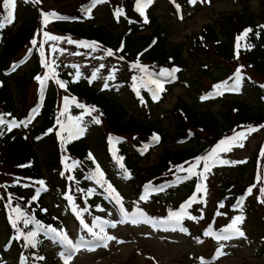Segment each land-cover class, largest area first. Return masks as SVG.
I'll use <instances>...</instances> for the list:
<instances>
[{
    "label": "trees",
    "instance_id": "1",
    "mask_svg": "<svg viewBox=\"0 0 264 264\" xmlns=\"http://www.w3.org/2000/svg\"><path fill=\"white\" fill-rule=\"evenodd\" d=\"M47 1H53L57 5L67 2L76 4L74 11L67 14L68 21L56 22V30L83 41L96 42L117 54L127 66L125 77L130 87L132 84V87L138 90L149 88L158 93L160 101H164L171 94L172 88L177 85H188L181 80L183 72L190 67L192 74L189 80H194L190 83V87H198L201 84L200 81L195 80L199 73V76L204 75L212 80L211 91H215L212 86L217 88L216 86L219 85V88L233 90L236 97L232 99L222 97L219 100L222 109L218 114L202 112L186 101L179 100L171 112L179 148L176 151L164 152L159 163L144 169L139 166V160L147 158L156 147L167 141V131L159 122H145L136 116L129 115V110L133 108L130 101L125 100L119 104L116 97H110L96 86L87 85L80 75L71 74L69 68H65L64 65L57 64L56 70L46 65L45 70L38 76L45 78L47 74H53V71L58 72L55 80L56 87L49 85V89H43L37 101H34L30 108L28 107L26 93L40 69L35 54L33 69L21 72L19 67L23 61V50L34 38L37 26L32 7L26 6L24 19L18 29L15 31L12 28L0 29V117L5 121L0 123V165L3 168H10L9 174L13 177L8 184L0 181V187L4 191L0 203L2 210L0 235L3 236L5 243L12 241L10 251L16 254L22 250L31 264H55L60 261L58 254L48 253L41 246L39 232L34 226L35 221H38L42 226L41 229L47 230L57 224L58 218L51 212L46 201L47 195H50L52 191L54 200L64 199L76 211L77 207H81L83 213L93 218L97 217L95 214L98 213L96 210L98 207L101 208L107 202L114 201V194L110 195L108 187L110 184L114 188V182L104 171L102 163L98 161L97 153L99 152L101 161L113 162L122 173H131L130 181L138 180L135 183L134 199H139L142 193H146V200H150L160 195V191L167 187L169 189L172 187L170 190L177 188L184 191L179 202L170 201L167 197L156 199L158 202L154 203V211L160 212L163 209L165 215L161 218L171 225L174 224V232L190 234L193 241L197 243L206 241L209 236L204 235L206 230L200 234L192 233L190 224L194 220L189 217H197L195 220L198 222L206 221L207 226L215 230L218 228L217 225L221 224L222 218L226 219L234 213L230 207L236 205L239 197L251 188V194L247 196L240 210L246 212L252 226L248 241L254 247L258 257H264V218L259 214L258 208L264 205L261 202L264 201V191H262L264 190V139L252 161L254 169L249 175L247 185L239 183L233 185L235 182H230L231 179L226 177L224 186H220L219 198L226 202V208L215 205L211 209L208 204L206 198L208 172H204L203 160L195 168V172L201 175L192 177V180L186 178L189 175L187 169L196 163V158L207 156L221 140L232 137L238 132L247 131L249 128L264 129L260 127L264 125V106L253 108L246 100L241 101L237 98L246 94L260 104H264V85L250 78L245 71L246 65L254 68L256 76L264 81V0H258L260 2L258 14L249 11L245 6L244 9H247V12L243 10L241 13H232L216 25L207 24L200 34L190 36L186 44L180 45L168 43L169 33L159 23L158 17L153 12L156 6L147 7L144 15H141L136 9L137 0H117L119 3L117 5L106 0L102 5L105 18L100 20L104 24L85 26L79 22H86L87 18L96 19V9L92 6V0ZM161 1L163 10L171 16L177 17L176 10L183 8L181 0H175V3L173 0ZM242 3L247 2L243 0ZM177 5L180 6L179 9ZM117 10H122L118 21L115 19ZM12 24L14 26L16 21ZM120 27L121 31L117 32ZM153 28L155 29L151 35L137 37L143 30ZM247 29L252 31L244 36ZM238 37L242 39L238 41ZM210 43L216 47L215 52L221 59L220 64L213 63L202 54L203 49L200 46L208 48ZM238 43L239 48H237ZM185 52L187 57H184ZM240 58L246 65L238 62L233 71L222 65L239 61ZM14 66L15 70H13ZM176 68L179 72L175 82L170 81V76L159 75L165 69L171 71ZM211 69L217 70L218 75L211 73ZM194 70H196L195 73ZM8 71H12L11 76L5 75ZM237 73H239L240 83L238 88H234ZM154 80L163 83V91L157 89L152 82ZM59 82L66 85L69 97L79 104L93 107L101 118L104 134L102 135L103 131H100L95 138L97 149L89 148L85 140H78L72 132L71 124L62 118V108L58 98ZM15 92L19 98L17 105L18 99H14ZM146 95L150 97L149 94ZM189 97L194 98L193 95ZM33 109L38 111L34 113ZM19 120L29 122L27 130L10 126L6 122ZM42 135H45V138L39 144L46 152L44 166L49 178L43 174L39 154L34 150L33 139ZM156 137L158 140L155 139ZM190 141L195 142V146L188 148L186 145ZM128 142L130 145L127 144ZM89 154L95 159H90ZM64 156L69 158V162L78 164L76 171L86 176V183L81 182L75 172V177L73 180L68 179V183L66 182L68 175L61 178L60 168L65 172L68 171L66 162H62ZM97 165L103 176L97 173ZM91 176L95 178H88ZM98 180L100 183H97ZM40 181L44 182L43 185L49 186L50 191L45 192L40 189L42 185ZM198 186L205 189L204 196L200 195L201 191L197 192ZM38 189L40 192L37 196ZM71 193L77 195V198L74 199ZM69 196L72 197L71 200L68 199ZM193 196L196 200L185 209L186 215L180 223L177 225L169 221L170 213L180 212ZM256 197H260V202ZM16 208H19L24 216H19L14 211ZM25 217L34 222L25 225ZM13 220L16 221L15 227H13ZM181 228L185 231H181ZM29 232L37 233L32 238L35 247L28 244ZM255 244L257 246H254ZM3 254L0 252V255Z\"/></svg>",
    "mask_w": 264,
    "mask_h": 264
},
{
    "label": "rangeland",
    "instance_id": "2",
    "mask_svg": "<svg viewBox=\"0 0 264 264\" xmlns=\"http://www.w3.org/2000/svg\"><path fill=\"white\" fill-rule=\"evenodd\" d=\"M181 1L184 6V13L182 16L176 15L177 17L171 16L166 10H163L161 0H152L150 4L151 6H156L153 10L154 15L158 17L159 23L166 28L169 33L168 43L173 45L186 44L190 36L200 34L207 24L216 25L221 19L228 17L232 13H241L243 10L247 12V9H244L245 6L249 11L256 14H258L260 9L258 0H245L247 3H242L243 0H210V2L197 0L194 5L189 3V0ZM110 2H114V5L119 4L117 0H110ZM28 4L32 6V11L35 13L37 26L34 40L37 44L36 51L40 59L41 71L46 64L54 69L57 68L59 63L64 65L65 68L69 67L76 75L79 73L86 83H92L97 89L103 90L110 97H116L119 104H122L125 100L130 101L133 108L129 110V115L136 116L145 122H159L167 131V141L156 147L147 158L139 160V166L142 168L148 169L156 165L164 152L169 150L176 151L179 148V144L176 141L178 137L177 131L174 128L171 116V112L179 100L186 101V103L195 106L202 112L220 113L222 105L214 99L213 94L210 92L212 80L204 77V75L199 76L200 74L198 73V77L195 80L200 81L201 84L198 87H190V83L194 82L193 79L189 80L192 74L190 67L183 72L181 80L188 83V85H177V87L172 88L171 94L167 96L166 100L159 103L143 92H141L143 95H138L131 91L130 84H128V80L125 77L127 66L123 61L120 62L115 57L109 56L108 52L102 47H97L90 43L85 44L79 38L59 32L54 26L53 20L55 17H50L49 22L45 25L43 9H56L60 14H68L74 11L76 5L74 2L57 5L53 1L47 0H41L40 3H33L32 0H17L16 8L14 9V19L17 18L18 20L16 25L12 27L13 31L22 24L21 22L27 9L26 5ZM5 15H7V12L2 6V0H0V23H4V27L0 28L2 30H7L11 27L10 24L2 20ZM95 17H97L95 21H88L85 26L104 24L102 21L100 22L101 19L105 18V10L101 6H98ZM121 29V27L117 29V32H120ZM154 29L142 31L137 37L142 38L151 35ZM44 33L61 37V39L56 41L48 40ZM69 39L74 41V43H69ZM87 45H92V47ZM29 47L32 48L33 45L30 43ZM200 47L203 49L202 54L204 57L209 58L213 63H221V59L216 56L214 44L210 43L208 48ZM184 57H187V52H185ZM238 62L245 64L243 59L240 58L239 61H231L230 64L223 63L222 65L233 71ZM34 67L33 60H31L27 62L21 72L29 71ZM245 71L250 78L264 85V81L256 76L254 68L252 69L246 65ZM195 72L196 70H194ZM210 72L216 76L219 73L215 69H211ZM58 74V72L53 75L48 74L47 82L50 81L51 84H54L55 79L52 81L51 76H57ZM93 74H95V79L92 78ZM105 84L108 85L107 88L104 87ZM38 85V81L33 82L26 93L29 108L36 100ZM58 90L60 91L59 104L62 108V118L68 120L75 131L83 129V133L79 136L80 140H85L89 148L97 149L95 138L100 134V131H103L102 135L104 134L98 113L93 107L90 108L86 105L80 107L79 105L83 104L75 102L68 96L67 87H59ZM190 95H193L194 98H190ZM205 96L209 98L202 99ZM65 98H67V105H65ZM14 99H18V101L16 100L17 105L19 98L16 96V92ZM239 100H246L253 108L264 106V104H260L259 101L254 100L250 96L248 97L246 94L241 96ZM96 118L100 120V123H95ZM246 136L247 138L242 140L243 147L234 146L239 141L233 142L231 151L220 152L214 164L213 161L209 162L210 165H213L210 167L211 173L206 176L207 198L210 208H214L215 204L219 203L220 186H224L226 177L231 179L230 182H235L233 185L236 183L247 185L249 175L252 174L254 169L252 161L261 141L264 139V129L246 133ZM39 143L41 142H35L34 150L39 154V162L42 163L43 174L46 175V178H49L44 166L46 152L45 149L40 147ZM127 144L130 145V142ZM181 146L185 147V145ZM186 146L191 148L195 146V142L190 141ZM227 146L225 145V147ZM97 154L100 158V153L98 152ZM219 160H227L229 163L221 164ZM64 162L67 163V159ZM101 162L104 170L111 175L118 193L123 197V211H121V208L115 207L111 202H107L99 210L102 218H98L99 220L94 222L86 213L80 212H83L81 207H77L78 216L64 199L62 201L59 199L54 200L52 194L46 197L51 212L58 218V227L55 233L43 232L42 239L46 250L49 251H68L70 253L69 248L77 249L75 254H71V259L67 261V264H201V258L209 262V264H264V257H258L254 247L250 245L247 239L252 229L248 215L237 212L226 219H221L222 223L220 225L222 228L219 234L223 233L227 223L236 216H243V222L238 225L240 230L244 232L243 237L237 236L230 240L216 239L211 244L199 246L194 244L189 236L162 232L163 225H156L154 220L149 221V216H152L153 213L163 215V213L154 211V203L158 202L156 198L164 199L167 197L170 198V201L176 200L179 202L184 191H180L177 188L172 189L170 192H165L155 197L150 203L134 200L135 183L138 180L130 181L131 178H126L113 162L104 160ZM10 171V168H3L0 165V181L2 183L8 184L12 180L13 177L9 174ZM60 173L61 178H65L68 175V177L73 179L70 173L68 171L65 172L62 168H60ZM75 173L81 182L86 183L84 174L79 173L76 169ZM72 176L74 175L72 174ZM189 177L187 178L192 180L193 176ZM2 189L1 187L0 197L3 195ZM71 195H73L74 199L77 198L74 193H71ZM258 208L259 214L264 218V205L262 207L258 206ZM124 218L125 224H123ZM79 219L88 225V229L84 230L81 227ZM146 222L153 224V227L150 229L145 224ZM113 225L115 226L113 227ZM34 226L37 228L36 224ZM190 228L192 231L198 232L204 229V225L201 222L194 221L190 224ZM37 229L39 230V228ZM89 229L92 231L90 232ZM57 233L59 236L56 235ZM64 237L71 242L73 247L68 246L63 239ZM108 237H115V239H108ZM3 240V236L0 235V252L4 253L0 261L3 264H28L24 257H18L14 252L6 253L5 241ZM104 245L107 246L105 247ZM63 260L64 262L60 264H66V258Z\"/></svg>",
    "mask_w": 264,
    "mask_h": 264
},
{
    "label": "snow or ice",
    "instance_id": "3",
    "mask_svg": "<svg viewBox=\"0 0 264 264\" xmlns=\"http://www.w3.org/2000/svg\"><path fill=\"white\" fill-rule=\"evenodd\" d=\"M32 2H33V3H40L41 0H32ZM102 2H105V0H92V6H94L96 3H102ZM173 2L175 3V0H173ZM201 2H206V0H201ZM207 2H210V0H207ZM16 3H17V0H2V6H3V8L6 10V12H7V15H5V16L2 17V20H3L4 22H7L8 24H11V23L13 22V20H14V9L16 8ZM151 3H152V0H137L136 9H137V11H139V12L141 13V15H144V13H145V9H146ZM189 3H191V4L194 5V4L197 3V0H189ZM179 7H180V6L177 5V8H178V9H179ZM85 11L87 12L88 9L86 8ZM121 14H122V10H117L116 15L119 16V15H121ZM57 15H58V14H56V13H54V12H53V13H45V14H44V23H45V25L49 22L50 17H57ZM145 22H146V17H145ZM3 27H4V23H0V28H3ZM251 31H252V29H247V30L244 32V36H247V34H248L249 32H251ZM44 36H45L46 39H48V40H54V41H56V40H60V39H61V37L54 36V35H49L48 33H44ZM240 39H242V37H238V38H237L238 41H239ZM68 42H69V43H74V41H72L71 39H69ZM32 43L35 44L36 41L33 40ZM87 46H88V47H92V45H87ZM237 48H239V43L237 44ZM107 54H108L109 56H112V55H113V52H112L111 50H109ZM237 55H238V53H237ZM137 67H140V65H137ZM13 70H15V66L13 67ZM143 70L146 71V69H143ZM50 71H53V70L50 69ZM178 71H179L178 68L173 69V70H171V71L165 69V70H163L162 72H160L159 75H161V76H170V77H173V78H174V74H175V72H178ZM53 74H54V71H53ZM77 75H79V73H77ZM92 78L95 79V74H93V77H92ZM36 79H37L38 81H40L41 84L44 83V81L41 80V77L37 76ZM44 79H48V77H45ZM152 82L156 85V87H157V89H158L159 91H163V89H164V85H163V83H161V82L158 81V80H154V81H152ZM59 83H60V87H61V88H65V87H66V85H65L63 82H59ZM239 83H240V77H239V73H237L236 82H235V85H234L233 87H234V88H238V87H239ZM104 87L107 88L108 85L105 84ZM216 87L219 88L220 86L218 85V86H216ZM153 95H154V98H156L157 95H158V93L154 92ZM208 98H209V97H207V96L202 97V99H208ZM65 105H67V98H65ZM79 106H80V107H84V105H79ZM37 111H38L37 109H33V112H34V113L37 112ZM0 123H5V121L2 119V117H0ZM95 123H97V124L100 123V120H99L98 118H96V119H95ZM12 124H13V126H19V125H16L14 121L12 122ZM260 127H264V125H261ZM257 130H258V129L249 128V129H247V133H250V132H253V131H257ZM49 131H51V130H49ZM83 131H84L83 129H78V130L75 132V135H76L77 137H79V136L83 133ZM70 136H71V134H70ZM246 138H247V136H246V133H245V132H238V133H236V134H235L234 136H232V137H229V138H226V139L221 140V141L215 146V148H214V149H213V150H212L207 156L196 158V163H195L194 165H192L189 169H187V171L189 172V175H190V176H191V175H197V176L201 175L200 173L195 172V168L199 165V163H200L201 160H203V161L205 162V164H204V172H208V171L210 170V167L213 166V165H210V164L208 163V161H213V164H214V163L216 162V158L218 157V154H219L220 152L231 151V147L233 146V142H237V141H239L238 143H235L234 146L243 147L242 140H243V139H246ZM155 139L158 140V137H156ZM225 145H228V146L225 147ZM89 158H90V159H93V160L95 159L94 157L91 156V154H89ZM219 163H221V164H228L229 161H227V160H219ZM121 168H123V164H121ZM181 170H183V169H181ZM97 173H98L100 176H103V173L99 170V166H98V165H97ZM88 178H95V177H94V176H91V177H88ZM40 183L43 185L44 182H43V181H40ZM97 183H100V181L98 180ZM101 186H103V185H101ZM108 187H109V189H110V195L114 194V193H115V189L112 188V186H111L110 184L108 185ZM200 191H205V189H203V188H201V187L198 186V188H197V192H200ZM251 191H252V189L249 188V189H248V192L251 193ZM262 191H264V190H262ZM39 192H40V190L38 189L37 192H36V195H37V196L39 195ZM113 198L116 200V202H117L118 204H121V211H123V205H122V203H121V200H120L119 195H118V194H115V195L113 196ZM145 198H146V197H141V199H145ZM33 199H35V197H33ZM68 199L71 200L72 197L69 196ZM195 200H196V197L193 196V197H192V198H191V199H190V200H189V201H188V202L182 207V209H181L180 212H172V213H170L169 221H173V222H175V223L178 225V224L180 223L181 219L183 218V216L186 215L185 209H186L187 207H189L193 202H195ZM261 202L264 203V201H261ZM221 207H223V205H221ZM14 211L17 212L19 216H24V214L20 211L19 208H16ZM77 215H79V213H77ZM189 218H190V219H193V220L197 219V217H189ZM200 218H202V217H200ZM243 219H244L243 216H236V217L232 220L231 224H230L226 229L223 230V233H224V234H216L215 239H217V240H230V239H232V238H234V237H237V236H238V237H243V236H244V232L241 231L240 228L238 227V225L241 224V223L243 222ZM33 222H34V221L31 220V219L28 218V217H25V218H24V223H25V225H27V224H29V223H33ZM12 223H13V227H15V226H16V221L13 220ZM35 223H36V225H37V228H41V227H42V226L39 224L38 221H35ZM114 226H115V225H113V227H114ZM85 227H87V225H85ZM180 230H181V231H185V229H183V228H181ZM46 231H48V232H52V233H55V232H56V230H55V229H52V228H49V229H47ZM89 231L91 232L92 230L89 229ZM36 235H37L36 232H29V233H28V237H27V239H28V244H30L32 247H35V244L33 243V239H32V238H34ZM56 235L59 236L58 233H57ZM204 235L212 236L213 233H212L211 230H208V231H206V232L204 233ZM63 239L67 242V244H68L69 247H73V246L71 245V242L66 240V237H64ZM108 239H115V237H108ZM198 242L202 243L203 241H198ZM104 246L106 247L107 245H104ZM62 255H63V253H62ZM217 258H218V257H217ZM40 259H43V257H40ZM70 259H71V253H69L68 256L66 257V264H67V261L70 260ZM201 264H209V262H206V261H204L203 258H201Z\"/></svg>",
    "mask_w": 264,
    "mask_h": 264
}]
</instances>
